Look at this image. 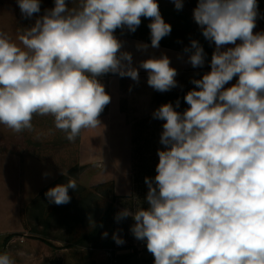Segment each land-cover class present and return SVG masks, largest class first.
<instances>
[{
	"label": "clouds",
	"instance_id": "clouds-1",
	"mask_svg": "<svg viewBox=\"0 0 264 264\" xmlns=\"http://www.w3.org/2000/svg\"><path fill=\"white\" fill-rule=\"evenodd\" d=\"M172 2L183 8L184 0ZM17 4L25 18L40 12V0ZM258 16L257 0H198L193 9L202 35L215 44L211 71L191 81L196 88L184 96L189 107L183 112L171 102L153 112L164 121L165 147L158 149L154 180L145 177L148 207L137 203L115 216L133 219L130 231L146 242L154 264H264V32H254ZM142 18L151 21L150 46L158 49L172 26L157 0H73L72 7L55 0L18 36L19 44L0 32V124L20 133L32 129L35 115H51L55 128L75 141L82 130L102 125L99 117L111 103L100 77L112 73L139 83L143 69L155 91L177 87L166 54L135 67L132 53L122 50L116 30L135 33ZM184 51L192 67L204 65L197 40ZM69 189L76 191L74 179L45 197L64 205ZM113 239L125 243L118 233ZM0 264L15 261L3 252Z\"/></svg>",
	"mask_w": 264,
	"mask_h": 264
},
{
	"label": "crops",
	"instance_id": "crops-1",
	"mask_svg": "<svg viewBox=\"0 0 264 264\" xmlns=\"http://www.w3.org/2000/svg\"><path fill=\"white\" fill-rule=\"evenodd\" d=\"M9 5L17 6V0H0V19L2 15L6 18ZM0 32L8 35V25L0 24ZM254 32H264V21L259 16ZM126 34L115 33L123 42L122 50L132 53L133 66L139 67L142 60L166 54L171 60V66L177 70V87L163 93L155 91L148 86V74L143 69L139 70V83L129 77L122 78L112 73L100 77L107 84L111 103L99 117L102 125L95 129L82 130L78 136L76 165L80 168H95L92 176L89 175L90 183L110 182L117 199L127 200L128 203L133 199L136 204L140 203L147 208L145 198L148 187L145 177L154 180L159 162L157 152L165 147L160 143L164 121L154 119L152 114L162 104L169 102L176 111L183 112L187 109L189 106L184 101V96L196 88L191 81L201 79L211 71V59L205 58L202 67L194 68L188 62L190 53L163 45L153 49L151 42L127 37L129 34L139 36V33H128L125 36ZM138 43H146L149 48L146 51L138 50ZM237 79L238 77H234L225 87H231ZM177 100L179 107H176ZM28 156L30 157L26 158L24 153L9 151L0 141V253L8 252L15 264H44L45 260L49 261L55 256L52 252L54 246L27 236L23 222L25 202L34 198L41 189H36L28 195V199H24V180L29 177L36 180L39 177L38 167L34 165V168L32 162L28 164L31 165L28 167L29 171L23 170L25 159L33 162L37 160L35 156ZM51 261L52 264L55 263L54 260Z\"/></svg>",
	"mask_w": 264,
	"mask_h": 264
},
{
	"label": "rangeland",
	"instance_id": "rangeland-1",
	"mask_svg": "<svg viewBox=\"0 0 264 264\" xmlns=\"http://www.w3.org/2000/svg\"><path fill=\"white\" fill-rule=\"evenodd\" d=\"M165 1L172 2V0ZM66 3H68L69 7L73 6V0H66ZM257 4L258 9L264 10V0H257ZM54 6L55 0H40V12L33 14L31 18H25L21 14L18 5H9L7 6L6 18L2 15L0 24L8 25V35L15 43L19 44L18 36L23 33L24 29L33 26L38 18L42 17L47 10L52 9ZM123 32L127 34L130 33L127 29L123 30ZM136 32L138 33L137 30L135 33ZM100 81L104 85L107 92V84L103 79H100ZM32 124L33 127L31 130H24L20 133H16L0 124V141L3 145L7 146L9 151L21 152L24 153L26 158L30 157L28 155H31L35 156L37 159L35 162L31 161V159L24 160L25 166L23 167V170L29 171L30 169H28V167H31V165L28 164L32 162L33 166L35 165L38 167L39 172L38 179L33 180L29 177L24 180V199H28V195L32 194L36 189H43L49 185L52 180L54 181L59 176L70 174V179H74L78 187L86 189L85 192L91 190L92 194H94V197L90 200V205L93 207L95 220L98 216L103 214L108 204L111 202L114 204L113 210L112 212H109L108 218L103 226L104 229L102 230V233L107 231L109 236L110 224L112 223V238L113 233H118V235L125 241L124 244L117 245L113 239V246L108 247H94L92 244H88L87 246L67 245L66 240L70 239L71 236L77 237L78 235L86 232L90 227H92L93 222L86 227V225L82 223L65 221V226H63L60 221L51 219L46 223L48 226L46 234H48L47 240L54 246V251L52 252L55 253V256L49 261L45 260L44 264H52L51 260H54V264H117L118 259L116 256L131 253H135L137 257H143L151 261V263L141 264H154V257L148 252L146 242L135 239L130 231L131 226L134 224L133 219L128 217L120 222L115 220L116 214L122 209L129 208L133 211L135 210L137 204L133 201V199H131L132 201L129 203L127 200L117 199L113 194V187L112 190L110 189V182L90 183L89 178L92 176L91 174L94 173L95 168L91 166L80 168L76 165L78 137L75 141L67 140L66 134L55 128L54 118L51 115H35L33 117ZM86 135H88V133ZM44 173H49V175L45 176ZM27 174L28 172L25 176ZM100 184H102V186H99ZM34 198L29 200V202H25L23 211ZM28 214L29 211H27L26 214V217L28 216L27 221L29 226H37V228L41 230V226L37 225L35 218L31 215L29 216ZM66 227L71 229L68 230ZM28 228H26L27 236L35 239H39L41 237V234H33ZM127 261L128 260H125V262ZM129 261L133 262L132 259Z\"/></svg>",
	"mask_w": 264,
	"mask_h": 264
},
{
	"label": "trees",
	"instance_id": "trees-1",
	"mask_svg": "<svg viewBox=\"0 0 264 264\" xmlns=\"http://www.w3.org/2000/svg\"><path fill=\"white\" fill-rule=\"evenodd\" d=\"M160 8L161 15L163 16L165 22L171 24L172 31L170 35L163 38L160 45L177 48L184 51L186 47H190V42L192 40H197L203 47L205 52V58H212L213 54V42L208 41L202 35L200 27L195 23L193 19V9L197 6L198 0H184L183 8L177 10L173 2L165 0H157ZM259 17L264 21V10L258 9ZM151 21L146 18H142L140 26L137 28L139 36L131 35L125 36L131 38L141 39L143 41L151 42L150 39V29L148 24ZM115 33H123L120 29H117ZM124 35V34H123ZM185 52V51H184ZM74 172V171H73ZM69 173V172H68ZM71 173V171H70ZM70 179V174L61 175L49 185L41 189V191L36 195V197L29 203L27 208L23 211V222L25 228H28V216L26 217L27 211H29V216L35 218L38 226H41V230L37 226L30 227L29 230L34 234H41L39 238L42 242L47 245H53L47 240L46 229L48 226L46 223L53 219L60 221L65 226V221H74L77 223L85 224L86 227L93 222L92 227H90L86 232L78 235L77 237L71 236L70 239L66 240L67 245L72 246H87L92 244L94 247L102 246H113L112 238V223L110 224L109 236L102 238L101 233L104 229L103 226L108 218L109 212L113 210L114 204L111 202L108 204L107 208L102 215L98 216L95 220L93 215V207L90 205V200L94 197L91 190L85 192L86 189L78 187L76 191L69 189V195L71 196L70 203L64 205H56L54 203H49L48 199L45 197V192L56 186L57 184L66 183ZM99 186H102L100 184ZM112 190V184H109ZM96 188V187H95ZM94 189V188H93ZM85 193V195H84ZM114 198V196H113ZM52 205V206H50ZM31 213V214H30ZM103 225L102 227L100 225ZM60 225V227H61ZM66 229L70 230L71 228ZM58 239V238H56ZM118 259L117 264H141V263H151L149 259L143 257H137L136 254H121L116 256ZM129 261V260H131ZM125 260H128L125 262Z\"/></svg>",
	"mask_w": 264,
	"mask_h": 264
},
{
	"label": "built area",
	"instance_id": "built-area-1",
	"mask_svg": "<svg viewBox=\"0 0 264 264\" xmlns=\"http://www.w3.org/2000/svg\"><path fill=\"white\" fill-rule=\"evenodd\" d=\"M20 241H21V238H20Z\"/></svg>",
	"mask_w": 264,
	"mask_h": 264
}]
</instances>
